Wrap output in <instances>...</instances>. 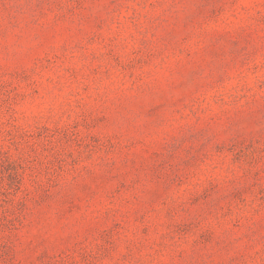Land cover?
<instances>
[{
    "label": "rangeland",
    "instance_id": "1",
    "mask_svg": "<svg viewBox=\"0 0 264 264\" xmlns=\"http://www.w3.org/2000/svg\"><path fill=\"white\" fill-rule=\"evenodd\" d=\"M0 264H264V0H0Z\"/></svg>",
    "mask_w": 264,
    "mask_h": 264
}]
</instances>
